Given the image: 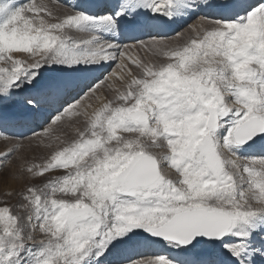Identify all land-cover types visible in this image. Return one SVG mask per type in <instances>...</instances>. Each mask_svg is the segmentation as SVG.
Here are the masks:
<instances>
[{
  "label": "snow or ice",
  "instance_id": "6c2138e0",
  "mask_svg": "<svg viewBox=\"0 0 264 264\" xmlns=\"http://www.w3.org/2000/svg\"><path fill=\"white\" fill-rule=\"evenodd\" d=\"M55 7L0 0V104L32 86L16 117L27 125L54 109L40 132L27 129L41 142L65 118L86 124L26 168L34 179L63 176L26 185L23 214L0 207V264H264V0H119L95 16L74 5L54 15ZM201 8H220L222 18L189 25L194 36L182 46L157 36L124 45L169 61L129 57L136 73L121 63L111 74L127 87L91 113L84 102L104 86L103 74L41 80L46 68L87 72L122 59L121 45L100 34H118L122 17L149 10L171 19ZM15 150L0 153V172Z\"/></svg>",
  "mask_w": 264,
  "mask_h": 264
},
{
  "label": "rangeland",
  "instance_id": "374dc122",
  "mask_svg": "<svg viewBox=\"0 0 264 264\" xmlns=\"http://www.w3.org/2000/svg\"><path fill=\"white\" fill-rule=\"evenodd\" d=\"M73 5L77 7L78 10L82 11L80 9V3L82 0H71ZM31 0H16L17 6H22L26 3H30ZM37 3L41 2V0H36ZM44 2L51 4L52 0H44ZM59 1L56 0V7L58 6ZM68 2V3H69ZM55 7V9H56ZM58 9V8H57ZM54 10V15H63L61 10ZM201 9H195V10H190L191 16L189 17V20H184V23H181L180 27H177L178 29L168 35L164 36H157L158 38H163L165 39L169 45L171 46H182L186 42L190 41V38L194 36V32L189 30V25H195L197 24L201 18H205L206 20L210 19H215V18H210L206 15H204ZM194 11L193 15L192 12ZM85 12V11H83ZM202 13V14H201ZM147 15H144L146 17ZM183 16V15H182ZM180 17V16H179ZM207 17V18H206ZM146 19V18H145ZM146 21V20H145ZM177 21H179L177 19ZM186 21V22H185ZM181 21H179L180 23ZM145 23V22H144ZM92 26L89 25V28ZM93 28V27H92ZM94 30V29H93ZM103 30V29H101ZM148 30V29H147ZM101 32V31H100ZM103 34V32H101ZM100 33V34H101ZM183 33L182 36H178L177 34ZM67 34L75 39H81V38H87V33H82L79 31L75 30H70L67 32ZM150 36H156V35H150L148 32H145L141 34L140 37L137 39L132 40L131 42H125L123 45H121L117 40H112L116 44L121 45V49L125 51V56L123 57L125 61V65L127 67L124 69L126 72L128 69H131L133 73L137 72V69L134 64H132L131 59H139L143 62L150 63V64H165L169 61V57L165 56L163 53L160 54H155L153 52L148 51L147 49H139V48H130V49H124V45H134L138 44L142 40H148L150 39ZM103 38V37H102ZM122 42V41H121ZM128 43V44H127ZM14 56H17L22 59H28L27 56H23L20 53H13ZM119 60L117 59L115 64H113L110 68V71L108 73H111L114 69L117 72H121V70L117 67L119 64ZM0 66H6L2 61H0ZM95 66V65H93ZM116 66V67H115ZM85 68V66H80V69ZM90 69L92 67H89ZM76 72H72L71 75H76ZM53 73V74H51ZM55 74L58 75H70V72L68 69L65 68H58V67H53L52 69H44L42 72L41 80H46L49 76H53ZM69 73V74H68ZM123 74V73H121ZM113 78V76H110ZM115 78V77H114ZM116 80V87H127V84L125 82H122L118 77L115 78ZM118 79V80H117ZM127 79V78H126ZM113 82L109 78L105 80L104 86L100 88L96 96L99 97V99L96 100L95 98H91V100H86L84 103H92L90 101H95L98 103L94 102L92 108L88 109V112L91 113L98 107H100L101 104L105 103L108 99H111L114 96L115 90H111L108 85L111 84L110 82ZM107 84V85H106ZM106 85V86H105ZM113 87V85H112ZM32 86H26L23 91H19L14 93L13 99L5 101L4 103L0 104V108H11L14 109L16 106H14V100L17 99H22L23 96L30 91ZM112 93H111V92ZM114 92V93H113ZM107 94V95H106ZM101 98V100H100ZM95 99V100H94ZM98 101V102H97ZM13 105V106H12ZM1 110V109H0ZM92 110V111H91ZM47 122V121H46ZM45 122V123H46ZM86 126L85 124V118L83 116L81 117H72V118H65V120L62 123H58L57 126H55L54 131L52 132L51 136L52 139L50 140L49 138H44L43 142L35 139H30L31 133L26 132L22 136H15L12 134L8 135H3L0 133V153L7 151L8 149L15 147L16 150L13 153L12 157L7 161L6 166L3 168L2 172H0V207L2 206H9L12 212H21V209L19 205L23 203L21 200L20 193L21 191L25 188L26 185H36L39 188H43L44 183L48 182L49 180H54L57 177H61L64 175L65 170H54V171H49L48 173H45L43 177H38V178H32L29 173H27L26 168L32 164H41L45 162L48 158H50V155L58 150L59 147L67 146L68 143L71 141L75 140L77 137V130H83L84 127ZM37 132H40L41 129L38 127H35ZM118 135H123V136H128L131 135L129 133H124V132H118ZM59 137V140H56L55 138ZM50 145V146H49ZM165 149H160V148H153L152 151L156 153H160L164 151ZM173 173L174 170H172ZM10 193V195L8 194ZM57 198H68V197H61L57 196ZM21 214H23L21 212ZM36 238L40 239L41 236L39 233L36 234ZM171 250V249H170ZM27 251V250H26ZM173 253L178 251V250H171ZM151 254V253H150ZM23 255V253H22ZM31 255V253H29Z\"/></svg>",
  "mask_w": 264,
  "mask_h": 264
},
{
  "label": "bare ground",
  "instance_id": "6f19581e",
  "mask_svg": "<svg viewBox=\"0 0 264 264\" xmlns=\"http://www.w3.org/2000/svg\"><path fill=\"white\" fill-rule=\"evenodd\" d=\"M57 1H59L57 3L59 7H56V9L58 8L62 12L73 11V8L71 7V5H73V1H72V4H71V2H69L71 0H57ZM118 2H119V0H82V2L80 3L81 4L80 9L82 10V12L85 11V13H88L89 15L95 16L94 14H91V12H90L93 8L98 9L97 14H96V15H98V14L103 13V12H101V10H99L102 5H104V7H106V8H108L105 12L114 11ZM222 2H223V0H216L217 4L222 3ZM237 2H240V0H237ZM201 12L204 15H206L210 18H215V19L222 18V15H223L222 10L220 8H203V10H201ZM193 13H194V11L192 12V15H193ZM144 15H147V16L144 17ZM190 16H191L190 10H188L187 13L183 16H180V17L179 16H173L171 19H169L163 15H160V14H153L149 10H141L140 13L133 19H129L128 17H122L119 20L120 30H119L118 34H116L115 32L105 31V30H100L101 32H103V34L101 32L100 33H101V36L103 37V39H106V40H113L114 39V40H117L121 45H123L125 42H131L132 41V40H128V37H125V39H123V37H122L124 33H128L127 35L131 36V34H129V31L131 30V28H134L135 33L137 35H140V36H141V34H143L145 32H148L150 35L164 36V30L165 29L172 28V29H174V31H176L178 29L177 27H180L182 22L184 23V20L190 19L189 18ZM224 18L234 19L235 17H234V15L230 14ZM177 19L181 22L179 23V21H177ZM115 62H116V60H110L108 62H102L101 64H98L95 66L92 65V66H90L92 68L91 69L88 68L87 72L83 71V69H84L83 68L81 70H78V72L76 73L75 76L88 75L89 73H93L96 76L103 74V77H107L110 80L114 81V83L111 81H108V83L110 82L113 85L111 90H113V89L115 90L117 88L115 78H117V77L119 78V76H117L115 78L110 77L112 72L115 71V69L111 73H108L110 71L111 66L113 64H115ZM121 63L125 64V61L123 58L119 60L118 64L120 65ZM51 74H53V73H51ZM70 75H71V73H70ZM58 76H65V75L64 74L58 75V74L54 73L53 76H49L46 80L54 78V77H58ZM30 91H31V89H30ZM93 98H95V97H93ZM100 100H101V98H100ZM13 102L15 104L14 106H16V108H14V109H11L9 107L8 108H6V107L0 108L1 109L0 110V120L3 121V125L0 126V133L3 135L12 134L15 136H20L21 133L25 134L26 132H28V130H27L28 127H40L47 121V119L51 115H55L54 109L46 108L39 120L32 122L31 124H27V125L21 124L18 122V118L16 117V114L22 108V105L20 103V99L14 100ZM90 102H92L94 104L95 101L94 102L90 101ZM92 103L88 102L85 104H92ZM93 104H92V106H93ZM97 104L98 103H96V105ZM92 106H91V108H92ZM241 154L243 155V153H241ZM170 175H172L174 177L175 173H173L171 170ZM151 251L156 252V253H160V254H165V251H169L173 256H175V253H173L170 249H163L162 247H156V248L152 249ZM174 252H177V251H174Z\"/></svg>",
  "mask_w": 264,
  "mask_h": 264
}]
</instances>
